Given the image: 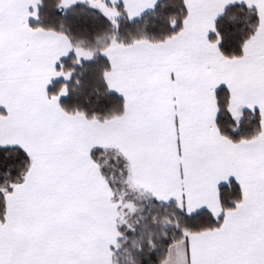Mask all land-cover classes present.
Masks as SVG:
<instances>
[{
	"label": "snow or ice",
	"instance_id": "obj_1",
	"mask_svg": "<svg viewBox=\"0 0 264 264\" xmlns=\"http://www.w3.org/2000/svg\"><path fill=\"white\" fill-rule=\"evenodd\" d=\"M0 264H264V0H0Z\"/></svg>",
	"mask_w": 264,
	"mask_h": 264
}]
</instances>
